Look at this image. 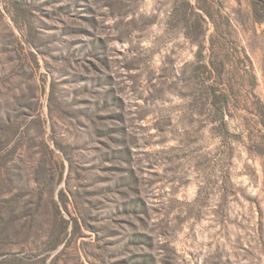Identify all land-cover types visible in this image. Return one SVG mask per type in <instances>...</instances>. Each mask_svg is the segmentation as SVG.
I'll list each match as a JSON object with an SVG mask.
<instances>
[{"label": "rangeland", "instance_id": "obj_1", "mask_svg": "<svg viewBox=\"0 0 264 264\" xmlns=\"http://www.w3.org/2000/svg\"><path fill=\"white\" fill-rule=\"evenodd\" d=\"M0 264H264V11L0 0Z\"/></svg>", "mask_w": 264, "mask_h": 264}, {"label": "trees", "instance_id": "obj_2", "mask_svg": "<svg viewBox=\"0 0 264 264\" xmlns=\"http://www.w3.org/2000/svg\"><path fill=\"white\" fill-rule=\"evenodd\" d=\"M261 2L262 3L259 2L260 4H258L257 0H253V12L256 17L261 16V12L264 11V0ZM217 103H220V100L216 99L215 104L217 105ZM60 226H61V229L64 228V226H66L65 221L60 220Z\"/></svg>", "mask_w": 264, "mask_h": 264}]
</instances>
